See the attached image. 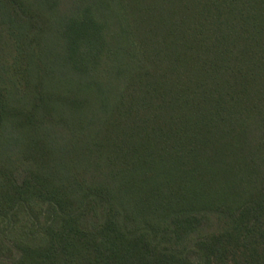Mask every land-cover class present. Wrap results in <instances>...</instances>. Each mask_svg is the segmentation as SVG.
<instances>
[{"label":"trees","instance_id":"16d2710c","mask_svg":"<svg viewBox=\"0 0 264 264\" xmlns=\"http://www.w3.org/2000/svg\"><path fill=\"white\" fill-rule=\"evenodd\" d=\"M0 264H264V0H0Z\"/></svg>","mask_w":264,"mask_h":264}]
</instances>
